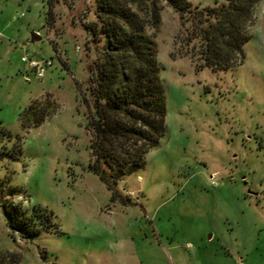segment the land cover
Wrapping results in <instances>:
<instances>
[{
	"label": "rangeland",
	"instance_id": "obj_1",
	"mask_svg": "<svg viewBox=\"0 0 264 264\" xmlns=\"http://www.w3.org/2000/svg\"><path fill=\"white\" fill-rule=\"evenodd\" d=\"M160 5L146 32L158 49L166 130L140 166L103 179L91 167L89 127L91 65L104 44L91 28L95 0H54L49 18L47 0H0L4 264H264V0L243 62L220 70L200 66L197 23ZM24 55L53 63L39 78ZM32 99L49 101V114L24 126ZM39 210L51 214L47 229L17 226L22 211L38 221Z\"/></svg>",
	"mask_w": 264,
	"mask_h": 264
},
{
	"label": "trees",
	"instance_id": "obj_2",
	"mask_svg": "<svg viewBox=\"0 0 264 264\" xmlns=\"http://www.w3.org/2000/svg\"><path fill=\"white\" fill-rule=\"evenodd\" d=\"M162 0H95L98 27L93 35L104 39L103 57L91 65L89 91L92 112L89 127L93 171L115 178L143 163L145 154L159 144L166 130V100L160 80L157 45L146 27L161 20ZM183 18L193 20L205 50L201 67L226 69L243 62L244 44L251 33L260 0H227L221 5L199 7L190 0H163ZM53 12L54 0H47ZM200 23L201 25H199ZM50 102L32 99L21 115L24 126L40 124L49 114ZM22 215V216H21ZM18 227L40 232L51 225V214L39 210L38 221L22 211ZM13 225V223L11 224ZM4 255L0 264H4Z\"/></svg>",
	"mask_w": 264,
	"mask_h": 264
},
{
	"label": "built area",
	"instance_id": "obj_3",
	"mask_svg": "<svg viewBox=\"0 0 264 264\" xmlns=\"http://www.w3.org/2000/svg\"><path fill=\"white\" fill-rule=\"evenodd\" d=\"M79 48V46H78ZM22 60L28 62L31 69L35 70L37 76L42 78L45 75L46 67L52 65L53 60L51 58H41L37 59L29 55H24Z\"/></svg>",
	"mask_w": 264,
	"mask_h": 264
},
{
	"label": "water",
	"instance_id": "obj_4",
	"mask_svg": "<svg viewBox=\"0 0 264 264\" xmlns=\"http://www.w3.org/2000/svg\"><path fill=\"white\" fill-rule=\"evenodd\" d=\"M41 38V35L38 33V32H32V35H31V39L34 41V40H38Z\"/></svg>",
	"mask_w": 264,
	"mask_h": 264
}]
</instances>
